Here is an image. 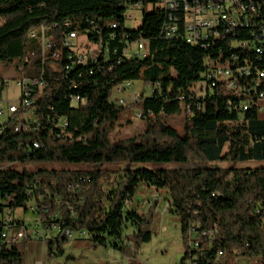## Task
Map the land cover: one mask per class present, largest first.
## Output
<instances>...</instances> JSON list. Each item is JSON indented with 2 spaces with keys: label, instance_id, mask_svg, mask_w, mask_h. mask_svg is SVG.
Segmentation results:
<instances>
[{
  "label": "trees",
  "instance_id": "16d2710c",
  "mask_svg": "<svg viewBox=\"0 0 264 264\" xmlns=\"http://www.w3.org/2000/svg\"><path fill=\"white\" fill-rule=\"evenodd\" d=\"M185 1L194 0H177L176 8L164 6L163 0H0V65L22 66L26 77L43 72L44 78L32 95L31 129L12 131L15 115L0 124V212L4 207L11 215L16 207L26 210L33 199L41 225L58 227L46 239L48 257L63 254L69 239L65 230L84 231L93 247H109L129 264H138L136 252L151 240L154 217V207L143 213L133 204L143 185L168 194L167 210L178 219L184 245L189 226L215 230L200 241L197 264H264V118L254 102L242 111L245 96L223 82L211 92L193 89L202 81L207 58L228 61L230 67L251 64L250 76L237 77L249 88L254 66H264V53L258 61L252 50L235 44L257 45L261 33L252 26L228 34L219 29L206 47L189 44L184 37ZM148 3L151 10H142L140 25L127 29L128 9ZM173 24L176 31L168 38L165 30ZM43 26L58 44L69 31L85 37L97 49L95 58L89 56L68 71L63 70L64 60L42 61ZM137 41H145V57L125 53ZM232 54L240 57L234 60ZM137 79L151 86L150 95L137 100L144 130L111 139L108 132L123 110L111 101V90ZM4 85L0 68V88ZM260 86L264 89L263 82ZM75 95L79 99L72 102ZM181 113L182 135L169 123ZM32 141L40 147L32 148ZM247 161L259 164L236 166ZM47 163L95 168H26ZM103 164L122 166L107 188L102 183L107 174L99 168ZM167 164L173 166H163ZM128 226L132 231L124 234ZM2 228L0 216V233ZM25 243L5 246L0 239V264H23Z\"/></svg>",
  "mask_w": 264,
  "mask_h": 264
},
{
  "label": "built area",
  "instance_id": "2783aa9c",
  "mask_svg": "<svg viewBox=\"0 0 264 264\" xmlns=\"http://www.w3.org/2000/svg\"><path fill=\"white\" fill-rule=\"evenodd\" d=\"M177 0H163L164 6L176 8ZM133 7H139L135 4ZM183 10L185 13L184 21V34L185 41L192 45L200 44L202 47H206V41L211 36H218L219 29L224 33H233L235 30H239L248 26L257 27L260 30L261 37L259 43L249 44L248 42H240L235 44V47H240L243 50H252L257 55L258 61L262 58L264 53V2L255 0H210L208 2H202L199 0L192 1V4L185 1L183 4ZM172 18V16H169ZM126 18L130 19L131 16L126 13ZM68 25L67 22L64 23ZM46 27L43 26V32L41 33V59L42 61H50L52 64L61 62L63 63V70L68 71L77 65L83 64L90 56L91 59L95 58V52L97 49H93L91 52H80L76 46L75 31H69L61 37V41L58 44L53 36L45 35ZM176 31L175 24L170 25L165 30V36L170 38ZM36 32L32 33L35 36ZM254 35V32H252ZM252 43V42H251ZM131 45H135L134 49H131ZM125 49V53L128 55H136L139 57H145L147 55L145 41H137L132 43ZM129 51V52H128ZM250 52V51H248ZM240 55L232 54L231 58L237 60ZM206 69L202 73V85H200L199 92L204 93L206 89L212 91L213 88L223 82L228 89L235 90L236 93L245 96L241 102L242 111L246 110L251 102H254L258 108L259 115L264 118V89L260 86V83H264V66H254L255 79L252 80L249 88L245 84L238 83V76H250L251 64L237 65L230 67L228 61L225 63H215V61L206 59ZM19 85L20 93L18 101L16 103L10 102L7 105V117L14 116L15 120L11 126L12 131L18 132L21 129H31L27 120L34 118V97L33 92L35 89H39L44 84L43 72L35 77L23 76L16 81ZM73 86H75L73 84ZM130 86V81L116 85L117 90H123ZM6 87L5 85L3 86ZM4 88H0V100L2 91ZM247 91V93H246ZM241 92V93H240ZM72 102H76L79 97L77 95L72 96ZM183 97L180 96L179 99ZM124 101H122V104ZM3 114V110L0 108V115ZM139 117L140 113H136ZM62 124L66 125V120H62ZM32 148H39L40 145L31 142ZM128 205H132L131 201H127ZM0 216L3 220V228L0 233L1 242L5 246L17 244L22 242L26 238V230L24 224H17L9 212V209L4 207L0 212ZM51 227L58 229L57 226ZM215 230H200L196 231L192 226H189L185 232V249L184 258L180 264H197V252L202 250L200 241L205 238H211L214 235ZM65 235L68 238L72 237V232L65 230ZM221 254V251L218 252ZM249 264H253L254 260L247 261ZM42 264V263H39ZM126 264V263H122Z\"/></svg>",
  "mask_w": 264,
  "mask_h": 264
},
{
  "label": "rangeland",
  "instance_id": "374dc122",
  "mask_svg": "<svg viewBox=\"0 0 264 264\" xmlns=\"http://www.w3.org/2000/svg\"><path fill=\"white\" fill-rule=\"evenodd\" d=\"M149 12L151 10V4H146L144 7H130L127 14L131 16L130 19L126 18L125 27L127 29H136L142 20V10ZM76 46L78 50L83 53L91 52L95 50L94 45L89 42L85 37H77ZM135 45H131V49H134ZM129 52V51H128ZM129 53H127L128 55ZM1 77L6 82V87L2 91L0 108L3 110V114L0 115V124H3L7 118V105L10 102L16 103L18 101L20 89L17 84V80L23 77L24 70L22 66L16 67L14 64L9 66L0 65ZM202 82L195 83L193 89L199 91ZM151 93V86L144 83L142 80L130 81V86L123 89L117 90L114 86L111 90L110 99L111 101L123 105V110L120 117L113 127L109 130L108 135L112 138H123L130 137L143 132L145 127V120L137 117L136 113L141 112V107L137 100L141 97H147ZM122 101L124 103L122 104ZM185 115H180L169 119V123L182 135V125ZM259 163L254 161L239 162L236 164L238 167L242 166H256ZM219 166H225L226 163L217 164ZM151 167V165H132L135 167ZM163 166H173V164H167ZM16 168H22V165L15 166ZM38 167L46 169H65V170H89L95 168L92 164H66V163H47V164H30L27 165L28 169H36ZM121 164H103L99 168L104 170L107 174V180H102L104 188H107L105 184L109 182L118 171L121 169ZM117 173V174H116ZM135 195H145L142 202L140 200L133 204L139 209L140 212L145 213L148 207H154V217L151 223V240L147 243H143L138 251L136 252L135 259L138 264H180L184 254V240L181 234L180 225L177 217L171 214L167 210L166 195L163 190H157L155 188H148L140 185ZM148 196V198H147ZM12 216L15 220L23 221L25 226L32 227L35 219H37L38 213L34 200L32 199L27 204V209L23 207H16ZM132 231L131 227H125L124 234H129ZM114 256L118 261V264L126 263L129 264L128 258L123 257L119 252L115 251ZM241 263L246 260H240Z\"/></svg>",
  "mask_w": 264,
  "mask_h": 264
},
{
  "label": "crops",
  "instance_id": "0c3cea01",
  "mask_svg": "<svg viewBox=\"0 0 264 264\" xmlns=\"http://www.w3.org/2000/svg\"><path fill=\"white\" fill-rule=\"evenodd\" d=\"M144 197L145 195H135L136 201L140 200V202ZM20 222L25 226L23 221ZM25 230L23 264H118L114 250L109 247H93L84 231L73 232L72 237L63 244V254L50 258L47 255L46 239L55 235L57 229L43 227L38 217L34 225L31 228L25 226ZM68 255L73 256L74 259H67Z\"/></svg>",
  "mask_w": 264,
  "mask_h": 264
},
{
  "label": "bare ground",
  "instance_id": "6f19581e",
  "mask_svg": "<svg viewBox=\"0 0 264 264\" xmlns=\"http://www.w3.org/2000/svg\"><path fill=\"white\" fill-rule=\"evenodd\" d=\"M41 30H43V27H41ZM34 144L39 145L37 141H34Z\"/></svg>",
  "mask_w": 264,
  "mask_h": 264
}]
</instances>
